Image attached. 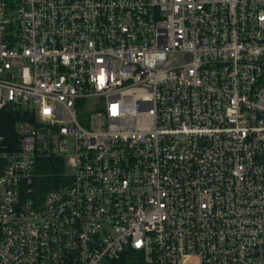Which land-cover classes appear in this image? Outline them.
<instances>
[{"label":"built area","instance_id":"built-area-1","mask_svg":"<svg viewBox=\"0 0 264 264\" xmlns=\"http://www.w3.org/2000/svg\"><path fill=\"white\" fill-rule=\"evenodd\" d=\"M6 108L0 264H264V0H0Z\"/></svg>","mask_w":264,"mask_h":264},{"label":"trees","instance_id":"trees-1","mask_svg":"<svg viewBox=\"0 0 264 264\" xmlns=\"http://www.w3.org/2000/svg\"><path fill=\"white\" fill-rule=\"evenodd\" d=\"M19 118L20 115L10 108L0 110V134H10L12 138H15L14 127ZM37 171L40 174L39 179L36 181V183L38 182L37 186L49 189V187H52L59 180L58 173L63 172V164L60 160H44L39 163Z\"/></svg>","mask_w":264,"mask_h":264},{"label":"rangeland","instance_id":"rangeland-1","mask_svg":"<svg viewBox=\"0 0 264 264\" xmlns=\"http://www.w3.org/2000/svg\"><path fill=\"white\" fill-rule=\"evenodd\" d=\"M65 171H66L67 174H72L73 173V171L70 170L69 168H66Z\"/></svg>","mask_w":264,"mask_h":264}]
</instances>
